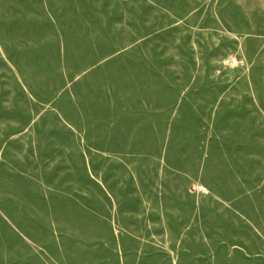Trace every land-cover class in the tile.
<instances>
[{"label": "rangeland", "instance_id": "374dc122", "mask_svg": "<svg viewBox=\"0 0 264 264\" xmlns=\"http://www.w3.org/2000/svg\"><path fill=\"white\" fill-rule=\"evenodd\" d=\"M0 264H264V0H0Z\"/></svg>", "mask_w": 264, "mask_h": 264}]
</instances>
